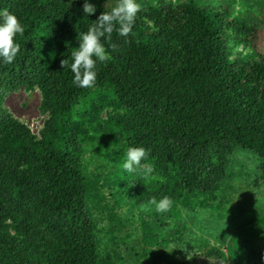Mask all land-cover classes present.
I'll list each match as a JSON object with an SVG mask.
<instances>
[{"label": "rangeland", "instance_id": "obj_1", "mask_svg": "<svg viewBox=\"0 0 264 264\" xmlns=\"http://www.w3.org/2000/svg\"><path fill=\"white\" fill-rule=\"evenodd\" d=\"M137 2L142 6L134 24L138 27L179 26L199 20L201 16L192 3L199 10L216 14L225 25L226 48L213 59L217 67L216 99L206 106L177 99L170 109H137L120 105L111 92L95 89L76 107L73 148L84 150V164L92 176L107 181L109 188L117 187V195L108 200L87 201L89 218L105 249L104 262L138 264L136 254L144 221L166 242L175 264L203 255L208 247L219 248L222 261L230 262L234 258V232L264 217V148L243 129L228 123L218 104L234 105L238 116L264 135V0ZM116 3L108 0V7ZM4 9L18 17L23 7L12 2L0 5V11ZM2 109L37 138L51 118L39 85L23 83L4 92ZM129 147L149 150L142 164L152 167V173H129L123 168ZM32 167L27 163L20 172L29 174ZM121 168L126 179L116 184ZM171 169L195 180L189 206L174 207L177 216L173 207L157 213L149 204L153 197L174 187ZM203 183L210 187L209 193L202 192ZM38 184L47 182L0 185V230L40 237L46 231L80 228L78 214L43 204ZM140 200L147 203L138 204ZM255 245L264 250V240ZM47 246L45 242L42 248ZM196 264L221 263L202 257Z\"/></svg>", "mask_w": 264, "mask_h": 264}, {"label": "trees", "instance_id": "obj_2", "mask_svg": "<svg viewBox=\"0 0 264 264\" xmlns=\"http://www.w3.org/2000/svg\"><path fill=\"white\" fill-rule=\"evenodd\" d=\"M12 2L22 3L18 18L24 34L15 37L20 45L15 60L8 64L0 59V185L46 181V185L38 184L43 204L78 214L82 226L65 232L46 231L40 237L0 230V264H105V249L89 218L87 201L108 200L117 195V187L109 188L107 181L92 176L84 164V150L73 148L75 109L95 89L111 92L120 105L137 109H170L177 99L208 105L216 99L217 67L213 59L226 48L224 22L192 3L201 16L199 20L179 26H133L126 38L114 31L111 41L102 40L112 59L97 61L95 85L81 88L73 83L71 52L79 47V34L85 33L103 11L110 10L105 0H89L97 8L90 16L83 12L84 0H0V5ZM113 43L119 45V50L111 48ZM63 59H68L69 67H61ZM23 83L41 87L44 107L51 113L39 138L2 109L4 92L18 89ZM218 110L226 115L228 123L243 129L264 148V135L240 118L234 105L220 102ZM27 163L33 164L29 174L20 172ZM170 175L174 187L156 199L168 196L177 216L174 207L189 206L195 180L186 179L175 169ZM261 176L264 180V160ZM125 179L126 172L121 168L115 183ZM201 190L209 193L210 187L203 183ZM142 226L138 264H175L166 242L148 222ZM260 240H264V217L234 232V258L230 262L222 261L219 248L208 247L203 255L197 254L182 264H196L202 257L221 264H264V250L255 245ZM45 242L48 246L42 248Z\"/></svg>", "mask_w": 264, "mask_h": 264}, {"label": "clouds", "instance_id": "obj_3", "mask_svg": "<svg viewBox=\"0 0 264 264\" xmlns=\"http://www.w3.org/2000/svg\"><path fill=\"white\" fill-rule=\"evenodd\" d=\"M107 6L108 0L105 3V7ZM141 10L142 6L137 0H117L115 6L111 7L109 11H103L85 33L79 34V47L71 52L73 62L70 65L74 74L73 83L76 86L90 88L95 85L97 61L106 62L112 59L102 40L111 41L114 31L120 37H128L133 31L137 14ZM96 11L95 4L84 0V14L90 16ZM18 34L21 36L24 34V27L19 18L7 9L0 11V59L4 63L11 64L20 52V45L15 41ZM111 48L119 50V45L113 43ZM61 67H69L68 59L61 60ZM148 154L149 150L143 147H129L123 168L129 173H134L137 170H141L145 174L152 173V167L142 164ZM149 204L155 206L157 213H165L171 209L173 201L168 196L159 201L153 197Z\"/></svg>", "mask_w": 264, "mask_h": 264}]
</instances>
